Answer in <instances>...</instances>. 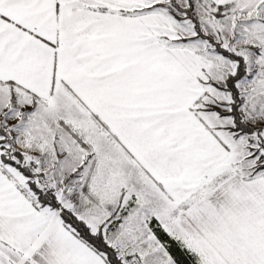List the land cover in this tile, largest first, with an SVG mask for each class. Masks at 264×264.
<instances>
[{
  "label": "snow or ice",
  "instance_id": "1",
  "mask_svg": "<svg viewBox=\"0 0 264 264\" xmlns=\"http://www.w3.org/2000/svg\"><path fill=\"white\" fill-rule=\"evenodd\" d=\"M0 264H264V0H0Z\"/></svg>",
  "mask_w": 264,
  "mask_h": 264
}]
</instances>
